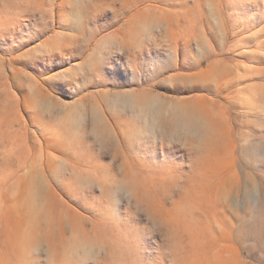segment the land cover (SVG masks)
Here are the masks:
<instances>
[{
    "label": "rangeland",
    "instance_id": "obj_1",
    "mask_svg": "<svg viewBox=\"0 0 264 264\" xmlns=\"http://www.w3.org/2000/svg\"><path fill=\"white\" fill-rule=\"evenodd\" d=\"M0 264H264V0H0Z\"/></svg>",
    "mask_w": 264,
    "mask_h": 264
}]
</instances>
